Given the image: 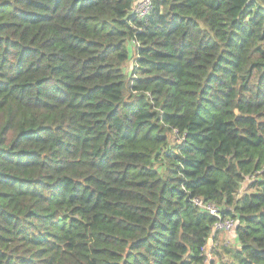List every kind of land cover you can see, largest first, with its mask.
Wrapping results in <instances>:
<instances>
[{
	"label": "trees",
	"instance_id": "1",
	"mask_svg": "<svg viewBox=\"0 0 264 264\" xmlns=\"http://www.w3.org/2000/svg\"><path fill=\"white\" fill-rule=\"evenodd\" d=\"M135 3L0 0V264H264V0Z\"/></svg>",
	"mask_w": 264,
	"mask_h": 264
},
{
	"label": "built area",
	"instance_id": "2",
	"mask_svg": "<svg viewBox=\"0 0 264 264\" xmlns=\"http://www.w3.org/2000/svg\"><path fill=\"white\" fill-rule=\"evenodd\" d=\"M153 9V0H136V3L133 7V12L137 14L139 18L146 17ZM196 202L201 203V200H197ZM206 207L210 210V212L216 216H218V220L214 225V231H226L228 233H233L236 226V220L231 217H223L220 215V211L217 206L213 204H208ZM212 241V238L210 239ZM231 239L227 238L226 242L229 243Z\"/></svg>",
	"mask_w": 264,
	"mask_h": 264
},
{
	"label": "rangeland",
	"instance_id": "3",
	"mask_svg": "<svg viewBox=\"0 0 264 264\" xmlns=\"http://www.w3.org/2000/svg\"><path fill=\"white\" fill-rule=\"evenodd\" d=\"M128 68L130 69V66H128ZM226 237H228L229 239H231V241L234 239V234L233 233H227Z\"/></svg>",
	"mask_w": 264,
	"mask_h": 264
},
{
	"label": "crops",
	"instance_id": "4",
	"mask_svg": "<svg viewBox=\"0 0 264 264\" xmlns=\"http://www.w3.org/2000/svg\"><path fill=\"white\" fill-rule=\"evenodd\" d=\"M223 232H225L226 234L228 233V232H226V231H223ZM212 243V241L210 240V244Z\"/></svg>",
	"mask_w": 264,
	"mask_h": 264
}]
</instances>
